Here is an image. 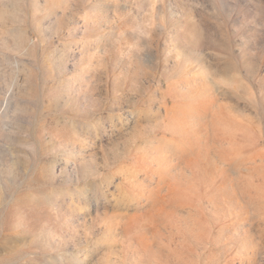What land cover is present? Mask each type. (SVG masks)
<instances>
[{"label": "rangeland", "instance_id": "obj_1", "mask_svg": "<svg viewBox=\"0 0 264 264\" xmlns=\"http://www.w3.org/2000/svg\"><path fill=\"white\" fill-rule=\"evenodd\" d=\"M0 264H264V0H0Z\"/></svg>", "mask_w": 264, "mask_h": 264}]
</instances>
